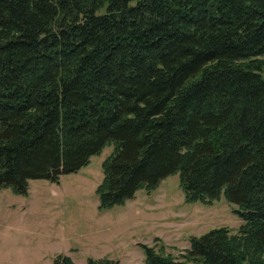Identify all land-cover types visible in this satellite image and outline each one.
<instances>
[{"label": "trees", "instance_id": "16d2710c", "mask_svg": "<svg viewBox=\"0 0 264 264\" xmlns=\"http://www.w3.org/2000/svg\"><path fill=\"white\" fill-rule=\"evenodd\" d=\"M107 146L99 212L179 174L186 203L224 193L243 221L179 256L140 244L144 264H264V0H0V191Z\"/></svg>", "mask_w": 264, "mask_h": 264}, {"label": "rangeland", "instance_id": "374dc122", "mask_svg": "<svg viewBox=\"0 0 264 264\" xmlns=\"http://www.w3.org/2000/svg\"><path fill=\"white\" fill-rule=\"evenodd\" d=\"M101 155L59 183L31 180L27 197L10 188L0 191V264H55V257L70 256L75 264L89 258H109L119 264H144L140 244L179 256L192 237L227 227L236 233L243 224L223 193L212 205L188 204L179 174L148 192L141 189L124 206L99 212L96 188L104 174ZM160 240V241H159Z\"/></svg>", "mask_w": 264, "mask_h": 264}]
</instances>
